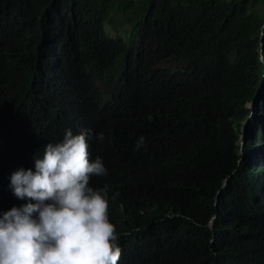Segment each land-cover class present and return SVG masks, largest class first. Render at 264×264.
Listing matches in <instances>:
<instances>
[{
	"label": "trees",
	"instance_id": "16d2710c",
	"mask_svg": "<svg viewBox=\"0 0 264 264\" xmlns=\"http://www.w3.org/2000/svg\"><path fill=\"white\" fill-rule=\"evenodd\" d=\"M67 129L118 264H264V0H0V212Z\"/></svg>",
	"mask_w": 264,
	"mask_h": 264
},
{
	"label": "clouds",
	"instance_id": "9594fccd",
	"mask_svg": "<svg viewBox=\"0 0 264 264\" xmlns=\"http://www.w3.org/2000/svg\"><path fill=\"white\" fill-rule=\"evenodd\" d=\"M90 136L89 129H67L62 141L33 157L34 170L11 174L15 197L34 202L0 212V264H118L108 188L90 186L92 177L107 173L100 157L90 158ZM142 145L143 137L137 149Z\"/></svg>",
	"mask_w": 264,
	"mask_h": 264
},
{
	"label": "rangeland",
	"instance_id": "374dc122",
	"mask_svg": "<svg viewBox=\"0 0 264 264\" xmlns=\"http://www.w3.org/2000/svg\"><path fill=\"white\" fill-rule=\"evenodd\" d=\"M106 29H107V31H108V33L111 35V36H114L115 35V33L114 32H112L110 29H109V27H106ZM170 64V63H169ZM168 64V65H169ZM171 65V64H170Z\"/></svg>",
	"mask_w": 264,
	"mask_h": 264
},
{
	"label": "water",
	"instance_id": "95a60500",
	"mask_svg": "<svg viewBox=\"0 0 264 264\" xmlns=\"http://www.w3.org/2000/svg\"><path fill=\"white\" fill-rule=\"evenodd\" d=\"M251 106H252V103L248 105L249 108H251ZM247 122H248V121H245V123H244V127L246 126Z\"/></svg>",
	"mask_w": 264,
	"mask_h": 264
}]
</instances>
